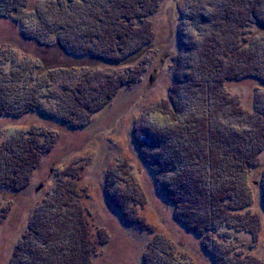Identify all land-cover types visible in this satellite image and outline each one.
I'll return each instance as SVG.
<instances>
[{"label":"rangeland","instance_id":"obj_1","mask_svg":"<svg viewBox=\"0 0 264 264\" xmlns=\"http://www.w3.org/2000/svg\"><path fill=\"white\" fill-rule=\"evenodd\" d=\"M75 1L26 0L25 3H30L29 10L17 6V13L14 12L11 19L0 16V51L7 57L13 55L16 61H25L28 59L25 56H29L32 64L52 71L50 77L46 76L47 72L42 75L45 78L40 81L42 88L37 87L38 80L31 83L38 91V111L30 110L0 120V147L16 140L21 133L24 137L38 133L40 142L49 147L47 152L41 153L25 189L15 192L0 187V264L10 263L35 213L53 197L60 176L65 173L68 175L63 181H75L76 187L85 194L83 206L87 208L85 218L91 235L97 240L106 234L109 237L107 243L98 246L91 264H145L162 246L172 248V254L184 263L215 264L212 254L203 247L204 242L211 245L209 240L212 239L235 248L245 261L253 256L264 264V150L254 161L256 166L243 177V183L253 196L251 212H257L261 218L258 235L220 226L203 238L175 218L173 204L157 188V179L167 180L174 174L159 177L158 167L152 168L153 173L137 146L138 141L153 140L147 136H153L150 130L165 133L167 144L168 138L177 134L183 141L180 122L197 110L203 113L214 110L216 120L223 127L237 128L248 134L249 126L254 124L253 134L264 135L261 125L264 29L256 24L249 26L245 44L237 31L225 36L228 41L236 39L239 51L230 53L224 68H236L239 73L235 79L223 80L220 86L213 84L212 99L209 93L202 95L205 68L201 67L200 75L193 68L200 49L212 40L211 36L221 45L223 37L217 38V25L228 21V16L221 14L235 0H150L146 7L153 13L143 22L136 21L150 42L142 47L140 56L136 57L135 53L128 60L118 62L97 61L92 55L75 57L65 51L80 42L96 50V41H87V37L83 40L79 29L75 31L73 23H69L73 11L75 22L79 20L82 29L88 30L90 26L85 27L83 17L86 19L89 14L87 3L94 0H84V7L82 3H73ZM2 2L5 1L0 0L3 6ZM249 3V6L238 4L235 16L238 22L244 17L253 18L251 7L264 18V0ZM14 20L20 21H16L18 25ZM54 24L66 30L60 27V32L50 36L49 30ZM30 33L53 43H37L26 37ZM63 33L70 34L71 45L67 48L58 42ZM133 74L136 76L133 82L120 85L113 99L89 117L76 105V98H90L110 81L118 82L119 78ZM85 88L89 91L87 95L80 92ZM72 112L78 118L77 127L59 120L72 117ZM197 169L202 174L199 166ZM108 189L123 198H135L136 201L131 199L126 205L138 225L122 218L109 201Z\"/></svg>","mask_w":264,"mask_h":264},{"label":"trees","instance_id":"obj_2","mask_svg":"<svg viewBox=\"0 0 264 264\" xmlns=\"http://www.w3.org/2000/svg\"><path fill=\"white\" fill-rule=\"evenodd\" d=\"M4 1L3 6L0 4V16L10 18L14 12L17 13V6L24 11L29 10L30 3H25L26 0L24 2L23 0ZM149 1L94 0V2H86L89 14L86 19L83 17V21L85 27L90 26L89 29L83 30L81 22L79 20L75 22L76 17L73 11L69 23H73L72 29L75 28V31L79 29L82 36H78L83 40L87 37V41H96V50L87 48L84 42L77 39L81 44L72 47L70 34L67 33L61 35L58 40L59 45H65V48L70 44L71 46L66 47L65 50L69 54L75 57L92 55L97 61L128 60L135 53L136 57L140 56L143 53L142 47L150 41L146 32L140 29L136 21L143 22L152 12V9L146 7ZM84 2V0L81 2L76 0L73 3H82L84 7ZM249 2L235 0L230 8L223 10L221 16H228V21L225 25H217L216 32L219 40L223 37L221 45L218 46L214 41L215 36H211L212 40L200 49L193 70L200 75L201 67L205 68L204 81L201 85L202 95L209 93L212 98L210 91H213L211 88L213 84L220 86L223 80L228 82L238 76V69L224 68L230 59V53L233 50L239 51L236 39L229 42L225 36L237 31L245 44L249 37L247 32L249 26L256 24L264 29V18L258 16L253 7H251L254 10L252 19L244 17L238 22L235 18L238 4L243 3L249 6ZM68 7L71 12L72 6ZM60 27L62 28V25ZM60 27L54 24V27L49 30L50 36L54 32H60ZM102 29L103 32H101ZM63 30L66 29L62 28ZM26 37L44 45L53 43L41 40L35 33H30ZM8 56L0 51V120L20 116L30 110L38 111L39 99L36 98L38 91L32 88L31 83L38 80L37 87L42 88L40 81L43 82L45 79L42 75L49 71L37 63L32 64L33 59L29 56H25L28 58L24 59L25 61H16L13 55ZM51 72H47L46 76L50 77ZM225 72L226 74L222 75ZM119 79L118 82L110 81L107 86H102L97 95L87 99L76 98L74 101L77 102V106L79 105L80 111L85 112L89 117L90 113L94 114L101 110L113 99L120 85L129 83L128 81L133 82L136 76L133 74ZM189 81L192 82V79ZM208 89L209 92H207ZM80 92L84 95L89 94L86 88ZM74 113H71L72 117L68 116L59 120L77 127L75 120L78 118ZM261 117V125L264 127V113ZM216 118L214 110L205 113L197 110L180 122L183 126L180 132L181 134L183 132L182 135L185 137L183 141L177 134L169 137V144H167L165 133L150 130L153 136L150 134L147 136L148 139L153 138V140L149 143L145 140L138 141L137 146L143 153L145 163L151 169L158 167L159 177L163 174H174L167 180L157 179V188L173 204L175 218L182 221L189 231L205 237L211 230L226 226L229 229L247 230L258 235L257 228L261 218L257 212H251L253 196L243 183V177L247 170L256 166L254 161H257L259 154L264 150V135L253 134L252 131L256 127L254 124L249 126L248 134H245L239 132L237 128L223 127ZM161 130L165 132V129ZM38 136L37 133L32 137H24L21 133L16 136V140H10L0 147V187L13 189L15 192L26 188L29 183L28 178L35 169L41 153L44 154L49 149L47 144L45 146L40 142ZM45 141L48 142V140ZM198 166L202 174L198 172ZM152 171L155 173L154 169ZM66 175L68 174H61L53 197H50L43 205L44 208L38 210V214L35 213L36 217H33L28 231L15 247L9 264H91L98 246L107 243L109 238L107 234L100 236L99 240L91 235L89 223L85 218L87 208L83 206L85 194L76 187L75 181L64 182ZM109 193H111L109 201L120 212L122 218L129 224L138 225L139 222L132 219V214L128 212L129 207L126 205V202L131 199L136 201L135 198L115 195V190L112 192L109 190ZM262 202L264 204V193ZM214 241L209 240L211 245L204 242L203 247L204 251L212 254L215 264H232V262L233 264H263L253 256L247 257L248 260L245 261L237 255L239 252H236L235 248L230 245H220ZM170 249L172 248L162 246L158 250L159 254L154 252L150 260H145L144 263L188 264L173 255Z\"/></svg>","mask_w":264,"mask_h":264}]
</instances>
